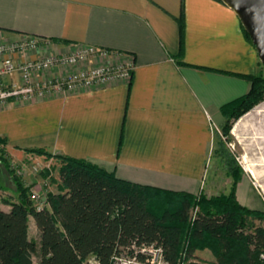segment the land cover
Instances as JSON below:
<instances>
[{
  "label": "crops",
  "instance_id": "obj_1",
  "mask_svg": "<svg viewBox=\"0 0 264 264\" xmlns=\"http://www.w3.org/2000/svg\"><path fill=\"white\" fill-rule=\"evenodd\" d=\"M182 10L186 36L179 57ZM28 37L50 43L16 54L17 62L95 46L118 54L113 63H133L135 70L130 82L0 106V138L7 141L8 161L30 165L33 156L25 150L42 149L89 161L138 185L223 194H215L216 181H208L215 132L225 124L222 107L249 93L250 82L238 75L261 73L258 53L232 9L217 0H0V43ZM59 73L55 69L46 76ZM13 83H21L18 74L0 82V88ZM261 105L233 130L242 132L247 159H264V144L246 141L259 128L254 118L264 115ZM257 135L264 138V133ZM3 162L0 210L9 212L4 200L18 201L19 194ZM257 166L264 168V162ZM244 171L237 199L264 211L261 186ZM32 225L39 235L31 217L29 237Z\"/></svg>",
  "mask_w": 264,
  "mask_h": 264
},
{
  "label": "trees",
  "instance_id": "obj_2",
  "mask_svg": "<svg viewBox=\"0 0 264 264\" xmlns=\"http://www.w3.org/2000/svg\"><path fill=\"white\" fill-rule=\"evenodd\" d=\"M178 23L182 57L184 10ZM243 30L253 45L244 26ZM238 76L248 80L251 89L222 107L225 124L220 130L229 141L236 122L264 102V76ZM6 145L0 138V160L19 198L4 200L11 207L9 212L0 210V264H35L34 257L38 264H116L121 259L152 264L153 257L142 251L149 248L161 250V264H197L193 262L197 253L205 251L213 255L215 264H264V211L239 203L236 191L245 171L222 140L216 155L234 182L229 194L215 197L138 185L86 160L25 150L59 164L58 179L49 170L40 173L57 186L41 210L11 169ZM31 217L39 230L38 242L29 237Z\"/></svg>",
  "mask_w": 264,
  "mask_h": 264
},
{
  "label": "built area",
  "instance_id": "obj_3",
  "mask_svg": "<svg viewBox=\"0 0 264 264\" xmlns=\"http://www.w3.org/2000/svg\"><path fill=\"white\" fill-rule=\"evenodd\" d=\"M48 40L37 37H28L20 41L0 43V82L10 75L18 74L21 83H13L8 87L0 88V106L11 102H31L35 99L53 97L60 93H81L86 90L109 87L116 82H130L133 78L135 66L133 63H113L115 54L113 51L95 46H87L70 54H50L34 60L17 62L16 54L35 51ZM100 61V65L89 69L67 71L68 68L90 61ZM59 69L61 73L54 76H46V73ZM39 76H42L39 78ZM234 149L233 144H229ZM44 158L33 156L29 169L26 164L10 162L11 169L22 179L25 186L30 189V198L39 210L47 206L48 187L50 180L43 179L33 182L27 180L25 172L35 175L43 170H51V162ZM38 176V175H37ZM151 255L152 264H161L163 261L161 250L155 248L143 249ZM131 264L132 261L118 260L116 264Z\"/></svg>",
  "mask_w": 264,
  "mask_h": 264
},
{
  "label": "rangeland",
  "instance_id": "obj_4",
  "mask_svg": "<svg viewBox=\"0 0 264 264\" xmlns=\"http://www.w3.org/2000/svg\"><path fill=\"white\" fill-rule=\"evenodd\" d=\"M261 74L264 76V65H261ZM261 107L262 108L264 107V102L262 103ZM261 111H264V108ZM254 123L258 125L259 130L256 128L254 131H252V132L250 131L248 133V135L246 136V141L248 143H250L249 141H251V143H254V145H258V144L262 145V144H264V138L257 137V136H259V135H257V133L258 134L264 133V115L259 116L257 121L254 118ZM235 125H234V127H235ZM247 127H249V126L246 125L245 128H247ZM238 130H239V127H236V129H235L236 136L233 135V133H232L233 138L230 141L222 135L221 130L219 131V133L215 132L213 150H212L211 158H210L211 159V165L209 167V172H208V174H209V176H208L209 180L208 181H216V184H215L216 185L215 186L216 192H215V194L216 193L229 194L231 191V187H232L234 181L228 172L229 169L227 168L225 162L221 158H219L218 155H216V150L218 148V142L220 140H222L223 142L226 143V146L229 149V152L236 157L238 163L242 166L243 170L247 169L258 180V184L261 186L260 192H261V195L263 198L262 200L264 201V168L257 169V167H255V165H253V163L264 162V159H261V158H259V159H253V158L247 159L246 147L241 143L244 140V138H242V136L240 134L242 132L240 131V133H239ZM216 133H217V136H216ZM255 135H257V136L254 137ZM260 137H263V136H260ZM229 144H233L234 149H231V147L228 146ZM252 151H253V153H257L256 147H254ZM243 158H244V161H243ZM11 161H14V160H11ZM50 164H51V170H52L51 176L58 179V168H59L58 162L56 160H53ZM32 165L33 164H30L28 166V168L30 169ZM245 166H246V168H245ZM25 175H26L27 180H29V181L33 180V182L34 181L37 182V180H39V177H41L39 174H37L38 176L35 175V172L34 173L25 172ZM48 189H49L48 192H57V186L55 184L49 183ZM217 196H219V195H217ZM248 196H250V194L246 193V197L249 200ZM212 197H215V196H212ZM259 198L261 199V197H259ZM251 200L256 201V198L251 197ZM248 204H249L248 207L252 206V204H250V203H248ZM30 237L34 242L39 241V235L37 233V229L34 228V225L31 226ZM197 256H198V259L194 260L193 261L194 263H197V264H215V258L213 257V255L209 251L199 252V253H197ZM262 258L264 259V256H262ZM125 261H128V260H125ZM34 262H35V264H38V258L37 257H34ZM121 264H125V263L121 262Z\"/></svg>",
  "mask_w": 264,
  "mask_h": 264
},
{
  "label": "water",
  "instance_id": "obj_5",
  "mask_svg": "<svg viewBox=\"0 0 264 264\" xmlns=\"http://www.w3.org/2000/svg\"><path fill=\"white\" fill-rule=\"evenodd\" d=\"M240 19L264 65V0H222ZM234 130V129H233ZM233 135L234 132L232 131Z\"/></svg>",
  "mask_w": 264,
  "mask_h": 264
},
{
  "label": "bare ground",
  "instance_id": "obj_6",
  "mask_svg": "<svg viewBox=\"0 0 264 264\" xmlns=\"http://www.w3.org/2000/svg\"><path fill=\"white\" fill-rule=\"evenodd\" d=\"M243 161H244V158H243ZM258 163H253V165H255V167H257V169H260L258 166H257ZM246 168V166H245ZM247 170V169H246Z\"/></svg>",
  "mask_w": 264,
  "mask_h": 264
}]
</instances>
